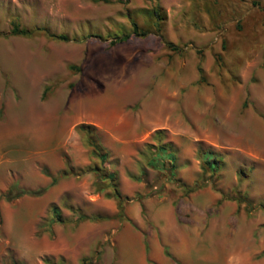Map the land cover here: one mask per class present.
Here are the masks:
<instances>
[{"label":"rangeland","instance_id":"374dc122","mask_svg":"<svg viewBox=\"0 0 264 264\" xmlns=\"http://www.w3.org/2000/svg\"><path fill=\"white\" fill-rule=\"evenodd\" d=\"M0 32V193L44 188L0 197V264H184L168 206L189 264H264V0H0Z\"/></svg>","mask_w":264,"mask_h":264},{"label":"trees","instance_id":"16d2710c","mask_svg":"<svg viewBox=\"0 0 264 264\" xmlns=\"http://www.w3.org/2000/svg\"><path fill=\"white\" fill-rule=\"evenodd\" d=\"M255 2V1H252ZM132 25V33L133 34H137V35H142L144 34L143 31H139L137 30V26L135 24V22L131 23ZM46 33L51 36V37H56L58 39H62L65 40L67 39V37L64 34H55V33H51L48 32L47 30H45ZM10 34H14V35H28L30 34V31L24 27H19L16 23H13L10 29ZM4 35V33L0 32V36ZM129 36V34H123L119 37L116 38V40H124ZM168 45L170 46V48L172 49H176V46L168 43ZM75 129L78 132H81L84 137L85 140L87 142V144L90 147V153L91 155H93L94 157H96L99 161H103L104 158L106 157V150L104 149V147L102 146V144L100 143L97 135L94 132V127L92 124L89 123H84V122H80L78 124L75 125ZM208 151H205V153H203L204 155L207 153ZM218 159L216 157L213 158H208V156H203V169H206L207 167H211L213 163H217ZM172 163V162H170ZM96 168H94L95 170H99L100 167L99 166H95ZM172 167V166H171ZM68 170L70 169V167L67 168ZM67 169H61L58 174L61 176H64L68 173ZM48 174V172H46ZM100 177H102L103 179H106L107 182L112 185L111 182V177L109 174H100ZM56 179V176H52L51 177V182L53 183ZM202 184V182H197L194 181L191 184H184V183H180V185L184 188V192H190L194 189H196L197 187H199ZM43 187H38L36 189H23V188H19L16 185H10L9 187L6 188V190L2 193H0V197L4 198L5 200H10L12 198L18 197L20 195L23 194H30V195H38L43 191ZM114 196L116 197V199H118V214L121 215V211H122V207L120 204V199L118 192L114 189L113 191ZM237 199V198H236ZM52 212L54 213L55 216H58V212L55 206L51 207ZM83 214H78V217H83Z\"/></svg>","mask_w":264,"mask_h":264},{"label":"crops","instance_id":"0c3cea01","mask_svg":"<svg viewBox=\"0 0 264 264\" xmlns=\"http://www.w3.org/2000/svg\"><path fill=\"white\" fill-rule=\"evenodd\" d=\"M196 122H199V121L197 120ZM163 209H164L163 210L164 211L163 214H165L166 222H164V224L159 228V232H160V234L163 235V239H165V241L167 243L172 242V245H173L172 248L175 250V253H178L179 255L184 257L182 259V262L184 264H189L190 260L189 259L187 260L185 258H187V257L190 258V255H191L190 251H192V250L196 251L195 247H194V244H196V233H197L196 229L195 230L194 229L193 230L192 229L182 230L181 233L180 232L178 233L179 230L177 229L176 230L177 234H176L175 231L172 230L174 228L175 224L173 223L172 220L170 221V217H169L170 211H171V207L168 206V208L164 207ZM190 233H192V238L188 236V235H190ZM177 238H178V240H180L179 242L181 243V247H180V250H178V248H177V251H176V247L177 246H176L175 242L177 244H178V242L175 241V240ZM155 246L156 245L154 243V245H152V254H156L157 253V250L154 249ZM206 253H207V248L205 249V252H204V257H203L204 259L206 257ZM137 256L139 257L138 254H137ZM139 260H140V258H139ZM136 262L139 264V261H136ZM161 262L163 264H166V261H164V260H162Z\"/></svg>","mask_w":264,"mask_h":264}]
</instances>
